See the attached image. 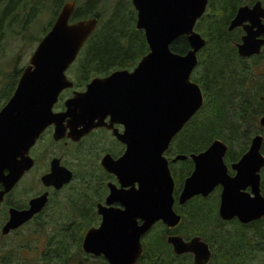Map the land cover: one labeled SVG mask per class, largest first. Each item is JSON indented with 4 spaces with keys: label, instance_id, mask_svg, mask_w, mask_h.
Segmentation results:
<instances>
[{
    "label": "water",
    "instance_id": "obj_1",
    "mask_svg": "<svg viewBox=\"0 0 264 264\" xmlns=\"http://www.w3.org/2000/svg\"><path fill=\"white\" fill-rule=\"evenodd\" d=\"M132 3L137 10L136 28L143 30L149 50L131 71L118 69L105 78L91 79L85 91L75 92L65 101L64 112H52L51 106L59 91L72 85L64 71L98 22L96 17L70 21L75 5L68 0L37 42L13 94L0 108V172L14 165L13 158L20 156L25 162L29 137L35 128L46 121L56 124L61 116L68 117V125L76 123L72 129L81 133L90 131L107 115L115 117L125 125V133L117 135L128 144L126 154L137 151L147 160L154 159L155 162L142 164L138 172L142 182L157 187L153 190L154 202L147 203V215L110 210L103 216L101 226L89 230L84 238L85 252L102 254L111 264H115L111 257H121L125 260L122 264H132L141 253L140 236L156 221L162 220L169 228L179 224L180 216L172 208L174 182L163 152L204 99L200 86L190 77L197 64V53L206 44L194 25L204 14L208 0H132ZM262 19L264 8L261 1H256L251 8L241 6L231 20L229 29L241 25L247 33L242 43L237 44L241 56L257 53L264 44V37H260L264 35ZM182 35L189 44V50L183 54L170 48ZM117 81L120 83L116 84ZM259 122L264 126V116ZM261 142V135L254 137L239 160L232 163L233 175L228 173L224 162L227 146L223 141L215 139L205 150L191 154L194 167L184 180L179 205L195 195L205 198L219 185L218 214L222 220L237 218L241 223H248L264 218V194L260 190V169L264 164ZM186 157L178 155L174 160ZM66 172L62 182L70 179V172ZM19 176L12 169L5 176L0 174V181L4 178L5 185L0 191V200ZM19 216L11 212L10 219ZM29 217L27 214L25 218ZM124 217L128 221H118ZM138 217L143 220L139 226L135 223ZM167 242L175 254H192L194 264H207L210 259L208 246L200 238L185 242L175 236L168 237Z\"/></svg>",
    "mask_w": 264,
    "mask_h": 264
},
{
    "label": "flooded vegetation",
    "instance_id": "obj_2",
    "mask_svg": "<svg viewBox=\"0 0 264 264\" xmlns=\"http://www.w3.org/2000/svg\"><path fill=\"white\" fill-rule=\"evenodd\" d=\"M66 1L68 0L63 1L57 10H60ZM71 1L76 5L74 0ZM100 1L102 0H89L88 10H93L95 5ZM113 1L116 6H118L117 10H133L135 12V15H132L133 25L136 30H141L136 28L137 10L132 0ZM256 1L260 0H251L249 3L240 4L234 9L235 12L225 26L224 35L228 39L229 44L231 43L235 48L237 57L241 58L243 62L254 60L264 63V44L261 45L257 53L241 56L238 53L237 44L242 43V37L247 33L241 25L229 29L230 22L235 17L237 10L244 5L251 8ZM262 6L264 8L263 3ZM207 10H215L214 7H210L209 0L204 14ZM224 10L227 9L224 8ZM90 17H96L98 19L97 26L94 30L96 31L101 25V16L99 12H92ZM198 20L194 25V30L206 40V44L197 53L198 60L193 71L198 67L201 52L209 48L207 47L208 37L203 35L196 28V25H199ZM262 21L264 22V19H262ZM253 29L255 30L256 27ZM89 37L86 40H88ZM260 37H264V35H260ZM78 54L64 71L67 79L72 85L70 87H63L59 91L51 106L53 113L64 112L66 110L65 101L72 97L75 92L79 93L85 91L86 85L91 79L105 78L114 70L118 69H127L131 71L144 55L143 54L137 60L136 64L131 67L116 68L109 71H91L87 69L92 66L88 62L78 63ZM73 68H75V71H73ZM259 74L262 78L264 77V72ZM20 75L15 81L14 89L17 86ZM119 83V81L116 82V84ZM113 88L114 86L111 89ZM13 91L7 99L13 94ZM263 96L264 95L261 97ZM3 103L1 107L5 104ZM262 116H264V114L258 117L254 122H251L256 127L249 137H241L246 144L239 149L241 152L236 153L233 157L230 154L232 150L229 144L223 141L222 138H215L223 141L227 146L224 162L229 174L233 175L235 173L231 168L232 163H236L239 160L257 135L262 136L260 152L264 156L261 151L264 144V133L261 128H264V126L259 122ZM67 119L68 117L63 118L61 116L59 121L56 120V124L46 121L41 126L35 128L29 137V146L24 154L27 160L24 162V158L21 159L20 156L13 158L14 165H11L10 168L7 166V168L1 170L0 174L3 173L4 176L10 169L14 170L15 173L19 172L20 176L15 181L14 185L3 194L2 200H0V240L5 241L10 237H12V239L14 237L11 248L25 252H37L42 264H111L102 254L94 255L85 252L83 249L84 238L89 230L98 229L101 226L105 220L103 216L108 214L110 210H119L123 214H133L134 216L147 215V203L151 204L154 202V200H152V196L154 195L153 190L157 187L152 183L142 182L138 172L142 164L155 161L154 159H145L142 153L139 154L137 151H133L129 155L126 154L128 144L123 141V137L118 136L125 133V125L119 122L121 120L115 117L107 115L101 123H98V125L86 133H81V131L72 129L76 123L68 125ZM71 131L73 132L72 134ZM174 137L168 144L167 149L164 150L163 156L167 159L170 174L174 182L173 212L180 216V222L177 226L169 228L162 220L156 221L140 236L141 253L132 264H145L147 254L146 248H148V245H154L155 251L159 238H164L165 243L170 247L173 260L176 264H194L193 255L190 253L175 254L171 245L167 242L168 237H181L185 242L192 238H200V240L208 246L211 254L207 264H216V254L222 255L224 252V247L216 242V239L220 236L205 237L192 233L189 237H186L178 232L182 221L187 219L184 214L180 212V207L192 203L196 196L201 195H195L191 200L179 205L178 196L183 187L184 180L190 175L194 167L193 161L189 156L193 153L197 154L199 151L176 153L173 144ZM208 146L200 150V152L205 150ZM178 155H185L187 157L174 160ZM122 157H125V160H120ZM122 161L123 163H121ZM183 161H186L185 168L187 171L180 182L179 193H175L174 189L177 182L176 175L179 173L181 162ZM112 163L115 164L113 165ZM263 166L260 169V190L262 194H264L262 192L264 189V184H262L264 179L261 177ZM66 171L70 172V179L62 182L64 175L67 176ZM151 176H153V174ZM3 180L4 178L0 181V191L5 189ZM19 185L21 187L19 189V194H17L14 190L17 189ZM220 191L221 187L218 185L205 196V198L202 196L203 199H207L215 193L218 196L216 213L221 221L219 223L220 235L224 237L226 233L228 238H233L234 241L241 240L242 236L244 238L257 240V238H259L258 235L252 232L251 229L256 226V221L258 220L241 223L237 218H232L230 220H222L220 218L218 214ZM209 202L210 201H206L204 204L208 206ZM192 205L194 206V204ZM11 212L21 216L18 218L14 217V220L10 219ZM27 214H30L29 218H25ZM263 219L264 218H262V220ZM118 221L126 222L128 219L124 217ZM135 223L139 226L143 224V220L138 217L135 219ZM204 223L209 222L193 220L189 222L186 227L188 229H202V224ZM262 223L264 226V221ZM226 225H233V229H227ZM210 227H212V225H209L208 233ZM243 230H245V232L249 231L251 234L248 236L244 235ZM233 234H235L234 237L237 238L232 237ZM125 244L130 248L129 241H126ZM6 245L8 247L7 243ZM0 250H4V247L0 246ZM7 252L12 253V250L8 247ZM11 256L13 255L11 254ZM111 259L115 264H122L123 261H125L121 257H111ZM0 264L19 263H11L4 260L3 255L0 253Z\"/></svg>",
    "mask_w": 264,
    "mask_h": 264
},
{
    "label": "trees",
    "instance_id": "obj_3",
    "mask_svg": "<svg viewBox=\"0 0 264 264\" xmlns=\"http://www.w3.org/2000/svg\"><path fill=\"white\" fill-rule=\"evenodd\" d=\"M250 1L209 0L210 7H214L215 10H207L198 20L199 25L197 24L196 28L208 37L207 47L209 48L201 52L198 67L191 73V79L200 85L204 101L201 108L174 137L173 144L176 153L200 152L215 138H222L231 147L232 152L230 154L233 157L236 153H240L239 149L246 144L241 137H249L256 127L251 122L264 114V96L261 97L264 95V78H262L263 81L255 79L256 73L252 71L254 66H260L261 63L253 62L251 65L245 66L243 60L237 57L235 48L231 43L229 44L224 35L225 26L235 12L234 9L240 4L249 3ZM262 3L264 4V0H262ZM84 4L81 5L84 6ZM83 6L74 8L70 20L90 17L91 12L84 10ZM117 7L115 4L110 13V19L102 21L99 28L85 41L78 54V63L88 62L92 66L87 69L91 71H109L116 68L131 67L149 50L143 30L134 28L132 15H135V12L133 10H117ZM224 8L227 10H224ZM37 11L39 10L35 7V10L28 11L26 16L31 15L32 12L35 14ZM27 20L25 18V22ZM3 24V18H0V38L2 37ZM42 33L45 34L44 31ZM30 34L29 37L33 41L34 36ZM170 48L174 52L185 53L189 48L186 37L180 36L175 39ZM225 59L229 61L228 64L214 65ZM230 65H232L231 68H229ZM240 66L243 68L237 72ZM21 71L15 70L9 78V82L0 90V100L3 98L4 103L12 93L15 81ZM252 81L258 86L253 91ZM235 121H239V123H235ZM261 129L264 133V128ZM261 151L264 154V144ZM185 166L186 161L181 162V169L176 175L175 193L180 191V182L187 171ZM261 172V177L264 179V166ZM262 184H264V181ZM262 192L264 193V189ZM206 201H210L208 206L204 204ZM217 203L218 196L215 193L207 199L196 196L192 203L180 207V212L187 219L182 221L178 232L186 237H189L192 233L205 237L220 236L216 239V242L224 247L221 263L226 259V264H229L228 261H230V264H240L239 259L242 260L245 252L239 249L248 248V253L252 250V247L244 240L243 236L241 240L234 241L233 238L229 239L226 233L224 237L220 235L219 223L221 221L216 213ZM193 220L209 223L202 224V229H188L186 225ZM263 221L264 219L256 221V225L262 227L260 228L262 232L264 228ZM209 225H212V227H210L208 233ZM234 236L235 234L232 237ZM258 237L257 240H249L252 243L254 242L259 247L258 249H261L262 242L258 239L262 235L259 234ZM146 252L145 264H176L170 247L165 243L164 238L158 239L155 251L154 245H148ZM218 256L219 254H216V258Z\"/></svg>",
    "mask_w": 264,
    "mask_h": 264
},
{
    "label": "rangeland",
    "instance_id": "obj_4",
    "mask_svg": "<svg viewBox=\"0 0 264 264\" xmlns=\"http://www.w3.org/2000/svg\"><path fill=\"white\" fill-rule=\"evenodd\" d=\"M63 1L65 0H0V18H3L4 20L3 32L1 34L2 37L0 38V90L9 82V78L13 75L15 70H22L27 65L28 59L39 41L38 39H41L43 36L42 31L46 33L50 28L59 12L57 9ZM74 1L76 7L83 6L81 4L85 3L83 6L84 10H88L89 0ZM260 1L262 2V0ZM35 7H37V10L39 11L35 14L32 12L30 13L31 15L26 16L28 11L35 10ZM114 7L115 2L113 0H102L95 5L93 10L89 11L91 13L99 12L101 16V24L102 21L110 19V13ZM25 18L28 19L26 22ZM29 34L34 36L33 41L30 39ZM253 62L256 61H244V65L249 66ZM228 63L229 61L225 59L220 60L214 65L222 66ZM231 67L232 65L229 66V68ZM242 68V66L238 67L237 72ZM253 70L254 73H256L255 79L263 81L262 76L259 73L264 72V63H261L260 66H254ZM73 71H75V68H73ZM256 88H258V86L252 81V91ZM3 101L4 99L2 98L0 103L2 104ZM235 123H239V121H235ZM20 187L21 186L19 185L14 192L19 194ZM226 226L225 227L229 230L233 229V225ZM260 228H262L260 225H256L251 231L257 235H262V237L258 239L262 242L261 249H258L259 247L255 245L254 242L252 243L248 238H244V240L250 244L252 250L247 253L248 248L239 249L245 252L242 260L239 259L240 264H264V233ZM243 233L247 236L251 234L249 231L245 232V230H243ZM12 240H14V237L13 239L10 237L5 241L0 240V246L4 247V250H0L4 260L11 263L17 262L19 264H42L37 252H25L11 248ZM6 243L12 250V253L7 252L8 247ZM11 254L13 256H11ZM222 256L223 255H219L218 258L215 259L216 264H226V259L221 263ZM228 262L230 264V261Z\"/></svg>",
    "mask_w": 264,
    "mask_h": 264
}]
</instances>
